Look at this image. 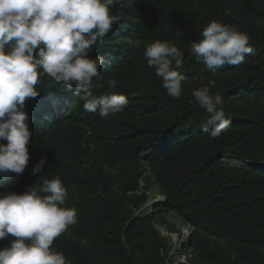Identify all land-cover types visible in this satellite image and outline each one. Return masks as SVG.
<instances>
[{"label":"trees","instance_id":"16d2710c","mask_svg":"<svg viewBox=\"0 0 264 264\" xmlns=\"http://www.w3.org/2000/svg\"><path fill=\"white\" fill-rule=\"evenodd\" d=\"M110 10L119 22L88 53L104 61L92 91L124 94L128 105L102 118L42 74L40 94L25 101L29 162L22 174H0V194L61 177L77 223L50 247L68 264H174L172 216L188 225L178 241L187 264H264V0H119ZM212 20L247 33L253 52L215 71L198 63L188 48ZM157 40L185 52L179 99L147 65ZM203 86L232 118L215 139L192 94Z\"/></svg>","mask_w":264,"mask_h":264},{"label":"clouds","instance_id":"9594fccd","mask_svg":"<svg viewBox=\"0 0 264 264\" xmlns=\"http://www.w3.org/2000/svg\"><path fill=\"white\" fill-rule=\"evenodd\" d=\"M119 0H0V174H22L30 154L32 135L25 101L36 98L42 74L50 76L72 95L80 96L86 112L106 118L121 112L129 103L124 94L96 96L93 78L99 77L103 57L89 51L119 22L110 6ZM193 41L188 53L215 71L241 63L251 54L249 36L237 27L212 20ZM38 49V51H36ZM185 52L176 44L157 40L144 51L149 68L162 80L169 97L179 99L185 76ZM40 78V79H38ZM117 87L116 79L107 81ZM195 102L206 110L202 130L213 139L226 131L231 116L223 99L208 86L196 89ZM3 141H7L4 143ZM45 159L33 167L40 173ZM67 190L60 176L30 185L22 193L0 194V240L11 235L9 245L0 248V264H68L62 252L50 246L69 225L77 223V210L65 206Z\"/></svg>","mask_w":264,"mask_h":264},{"label":"rangeland","instance_id":"374dc122","mask_svg":"<svg viewBox=\"0 0 264 264\" xmlns=\"http://www.w3.org/2000/svg\"><path fill=\"white\" fill-rule=\"evenodd\" d=\"M151 197H154L153 201L162 200V197L156 193H149ZM150 204V203H148ZM146 204V206H148ZM170 221L175 224V232L170 233L168 236L171 238L173 243L172 254L174 255L176 261L174 264H187V259L185 258L186 249L183 246H178V241L180 240V235L182 234V238H186L189 234L188 225L181 223L177 216L170 217ZM175 248V251H174Z\"/></svg>","mask_w":264,"mask_h":264}]
</instances>
